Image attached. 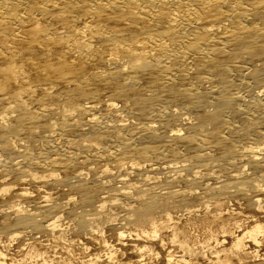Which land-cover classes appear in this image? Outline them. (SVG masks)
<instances>
[{
  "label": "bare ground",
  "instance_id": "1",
  "mask_svg": "<svg viewBox=\"0 0 264 264\" xmlns=\"http://www.w3.org/2000/svg\"><path fill=\"white\" fill-rule=\"evenodd\" d=\"M0 264H264V0H0Z\"/></svg>",
  "mask_w": 264,
  "mask_h": 264
},
{
  "label": "rangeland",
  "instance_id": "2",
  "mask_svg": "<svg viewBox=\"0 0 264 264\" xmlns=\"http://www.w3.org/2000/svg\"><path fill=\"white\" fill-rule=\"evenodd\" d=\"M100 253L102 254V253H103V251H100Z\"/></svg>",
  "mask_w": 264,
  "mask_h": 264
}]
</instances>
